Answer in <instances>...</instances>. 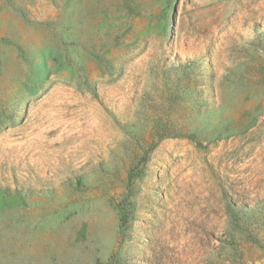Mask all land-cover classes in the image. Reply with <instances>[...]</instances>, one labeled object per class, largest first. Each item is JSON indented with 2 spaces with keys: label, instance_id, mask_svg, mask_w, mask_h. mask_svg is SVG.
Returning <instances> with one entry per match:
<instances>
[{
  "label": "rangeland",
  "instance_id": "obj_1",
  "mask_svg": "<svg viewBox=\"0 0 264 264\" xmlns=\"http://www.w3.org/2000/svg\"><path fill=\"white\" fill-rule=\"evenodd\" d=\"M0 264H264V0H0Z\"/></svg>",
  "mask_w": 264,
  "mask_h": 264
}]
</instances>
